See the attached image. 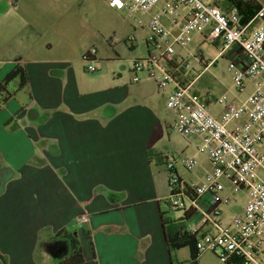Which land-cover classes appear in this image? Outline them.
<instances>
[{"label":"crops","instance_id":"1","mask_svg":"<svg viewBox=\"0 0 264 264\" xmlns=\"http://www.w3.org/2000/svg\"><path fill=\"white\" fill-rule=\"evenodd\" d=\"M217 5L232 8L225 0ZM124 14L106 0H0V81L15 65L27 74L26 86L19 94L14 90L0 109V256L6 264H55L63 257L54 259L48 250L67 245L66 239L54 238L59 231L77 239L81 264H173L160 217L166 198L160 171L166 178L167 173L158 158L167 155L159 144L172 131L175 113L159 117L160 93L148 87L151 79L134 83L131 78L129 85L117 79L106 88L97 65L89 73L82 60L93 47L96 63L107 61L108 48L120 41L129 50L144 45L138 59L151 51L148 37L121 32ZM162 21L169 25L166 17ZM202 43L196 37L191 46L201 49ZM176 55L185 56L178 48ZM204 58L202 67L208 64ZM181 77L189 82L187 71ZM171 90L160 96L167 99ZM212 103L211 113L222 105ZM197 143L191 139L184 148L190 156ZM207 169L205 161L189 173L176 166L187 182L199 181ZM107 191L122 197L110 202ZM81 217L86 218L82 224ZM39 245L49 260L36 259Z\"/></svg>","mask_w":264,"mask_h":264},{"label":"built area","instance_id":"2","mask_svg":"<svg viewBox=\"0 0 264 264\" xmlns=\"http://www.w3.org/2000/svg\"><path fill=\"white\" fill-rule=\"evenodd\" d=\"M106 1L110 8L124 10L128 16L135 11L148 14L158 8L146 23L137 20L150 31L151 51L131 61L132 81L139 82L140 76H145L160 90L171 86L166 99V107L176 116L171 129L183 138L198 142L195 155L173 157L166 167L171 203L186 210L190 208L201 218L200 225L194 228L188 222L189 229L200 231L196 242L198 252L215 253L220 264L232 260L235 264H264V178L256 173L260 169L264 176V4L242 25L237 11L222 10L217 0ZM180 8L184 9L183 13ZM163 17L168 26L163 23ZM255 21L260 24L254 27ZM196 37L221 47L216 57L227 52L232 86L237 93H246L243 100L224 103L220 119L192 91L202 72L188 78L189 82L181 77L190 67L188 57L199 64L205 59L200 48L194 52L188 49ZM177 48L184 52V57H176ZM82 60L96 62V50L89 48ZM172 61L175 69L169 67ZM207 61L203 70L212 63L210 59ZM86 71L94 73L96 65L87 64ZM201 161L209 169L199 181L187 182L176 172L177 163L189 173ZM240 190L247 191L245 206L229 222L222 223V207L231 200L233 192ZM188 192L194 196L191 200L187 199ZM85 221V217L80 218L81 224Z\"/></svg>","mask_w":264,"mask_h":264},{"label":"rangeland","instance_id":"3","mask_svg":"<svg viewBox=\"0 0 264 264\" xmlns=\"http://www.w3.org/2000/svg\"><path fill=\"white\" fill-rule=\"evenodd\" d=\"M146 14L147 13H143L141 11H135L130 16L124 14L125 16H124L123 23L119 19V25L121 26L123 24V28L121 29V32L124 33L125 36H129V37H132V36H135V37L136 36L137 37L146 36V38L149 37L150 31L144 27L140 28L139 26L140 24H138L137 22V20L146 21L147 20L145 18V16H147ZM133 28H135L136 33H134ZM116 37H117V34H116ZM201 47H202L201 48L202 51L204 52V56L206 58L209 57L212 63L207 67L206 70H203L204 67H202L201 64L196 63L190 57H188L189 64H190V67L187 70V72L189 73V79H193L196 75H198V73L200 74L202 72L200 76L195 80L192 86V91L197 93L202 100L206 99L207 97L212 96L218 101L222 102V105H216L214 110H212V114L214 116H217L220 119L221 117L219 113L221 112V110H223L222 108L224 107V103H230L233 101L238 102L240 100H243L245 99L246 93H237V90L232 86V82L230 79V73L227 70V65H228V58L226 55L227 52L225 53L224 56L216 57L221 47H214L206 42L202 43ZM144 49H145L144 45L141 46L139 44V46L137 47V50H129L127 46L124 45L120 41L116 45L114 44L113 48H110V49L108 48V50H110L112 58H109V60L107 61H102V62H97V63L96 62H90V63L84 62V65L85 64L97 65V68H98L97 70L101 72V76H100V73H98L97 76L98 75L100 76V80L103 83L102 84L103 87H106V88L114 87L115 82L113 81H116L117 79H119L117 84L129 85V80L132 78V73L130 71L131 62H129V60L131 59L132 61L134 60V58L138 59L137 57H140L142 54H144ZM188 49L191 52L196 51V47L191 46V45H189ZM1 75L3 74L1 73ZM91 76H96V75L92 74ZM147 80L148 79L145 78L144 76H140V83L146 82ZM148 82H149L148 87H150L153 90V92L158 91V93L160 94H164L165 91L167 92L171 88V86H168V87L166 86V88H164L163 90H160L157 88V86L155 85L153 81L148 80ZM9 88H11L12 91L15 90L16 91L15 94L20 93L17 90L16 81L12 82ZM160 94H158L159 98L156 97V99L158 98L159 102L155 104V109L159 117H162V119H170L173 116V111H171L170 109L166 107V98L161 97ZM23 99H24V96H23ZM210 106L209 108L212 107ZM110 112H111V108L105 111L106 114ZM190 140L191 138H183L182 136L174 133L173 131H168V134L164 135V138L159 145H164V147H166V154H167L166 157L168 159H171V157L178 155V154L181 157H190L191 150L184 149L188 145ZM180 150L182 151L180 152ZM175 151L176 152L179 151V152H177L176 154ZM263 164H264V161H263ZM181 173L185 174L186 172L181 171ZM256 173L262 178H264L260 169H258ZM160 174L161 176L159 177V183L161 182L163 186V190H164V195L166 198H168L170 190L167 184V178L166 176H164V172L160 171ZM109 194L115 195V197L109 198ZM105 195L106 197L109 198L110 202H116V201L118 202L119 196L122 197L120 194H115L110 191L105 192ZM246 201H247V191L246 190H240V191L233 192L231 194V200L227 203V205L222 207L221 222L225 224L230 221L233 215L241 212L243 207L246 204ZM185 205L187 208L189 207V203L187 201L185 202ZM162 206L164 210L168 209L167 205L162 204ZM182 213H183L182 211H171L169 216L173 217L174 219H177L182 216ZM189 221L191 224H193V228H194V226L201 221V218L198 215H194ZM170 256H171L173 263H181V262L189 261V252L186 248H183L180 250H173L170 252ZM35 257L37 260L39 259L49 260L50 259V255L46 254L45 250L43 249V247H41V245L37 247ZM197 262L198 264H220L216 254L213 252L200 253L197 259Z\"/></svg>","mask_w":264,"mask_h":264},{"label":"trees","instance_id":"4","mask_svg":"<svg viewBox=\"0 0 264 264\" xmlns=\"http://www.w3.org/2000/svg\"><path fill=\"white\" fill-rule=\"evenodd\" d=\"M225 5L234 8L240 16V24L244 25L259 11L260 6L254 2L241 1V0H225ZM169 67L175 69V63H169ZM174 76L178 74L174 73ZM17 80V90H21L27 84V74L23 66L15 65L0 81V109L5 105L14 95V91H9L8 85L10 82ZM213 101H217L214 97L210 96L203 99L206 106H210ZM173 158V157H171ZM168 158L165 155H159L158 163L165 168L167 173ZM180 180L179 177L177 178ZM187 188L186 184L183 185ZM188 189V188H187ZM3 190V177H0V192ZM188 200H191L194 196L190 192L186 194ZM115 197V195L109 194V198ZM162 204L168 206L167 210H160L161 225L163 229L165 244L169 251L180 250L186 248L189 252V261L173 264H198L197 259L200 255L196 248L197 239L200 237V231H191L188 228V222L193 217L194 212L192 209H184L175 206L171 203L169 198H165ZM171 211H182L180 218L174 219L169 216ZM54 238H64L67 241L68 253L61 260L55 262V264H81L83 257L81 254L80 246L77 239L70 234H65L64 231H59ZM0 263L6 264L2 256H0ZM227 264H235V261H229Z\"/></svg>","mask_w":264,"mask_h":264},{"label":"water","instance_id":"5","mask_svg":"<svg viewBox=\"0 0 264 264\" xmlns=\"http://www.w3.org/2000/svg\"><path fill=\"white\" fill-rule=\"evenodd\" d=\"M48 253L52 256L54 259H60L61 257H64L68 253V245L65 244L64 247L58 249L57 251H53L52 249L48 250Z\"/></svg>","mask_w":264,"mask_h":264}]
</instances>
